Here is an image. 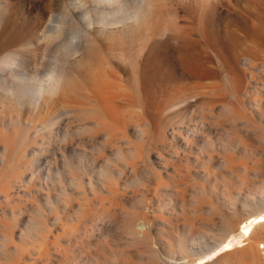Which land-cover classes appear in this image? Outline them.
<instances>
[{"label": "rangeland", "instance_id": "374dc122", "mask_svg": "<svg viewBox=\"0 0 264 264\" xmlns=\"http://www.w3.org/2000/svg\"><path fill=\"white\" fill-rule=\"evenodd\" d=\"M101 1L0 10V78L69 76L37 108L0 88V264H264V0H154L171 29L120 10L119 39Z\"/></svg>", "mask_w": 264, "mask_h": 264}, {"label": "bare ground", "instance_id": "6f19581e", "mask_svg": "<svg viewBox=\"0 0 264 264\" xmlns=\"http://www.w3.org/2000/svg\"><path fill=\"white\" fill-rule=\"evenodd\" d=\"M11 1L12 0H0L1 12L4 9V7H6L7 4H9ZM99 3L102 5L99 8H96L97 11L101 12V17H100V19H98L99 20L98 23H101V24L106 25V26H115L116 25L115 28L112 29L107 34L112 35L113 37L118 38V39L123 36L122 31H125V25H117V24H119L118 22H122V20L121 19L119 20V17L116 16L120 10L131 11L132 13L130 14V16L132 18H134L135 21L137 22L136 25H134V26L135 27L140 26V29L141 28L144 29L146 34H148L147 33L148 31H153L151 33L152 35L155 34V35L163 36L165 34V32L168 31V28L170 26V25H168V22L165 23L166 20L165 21L162 20L164 23L159 22L160 25L156 24V26L153 29H150L152 25L149 26V23L151 24V20L152 21L155 20V19H153V17L154 18L158 17L159 19L162 17V16L160 17V14L158 15V13H157L154 0H132L131 2L128 1L125 3H122L121 0H107V3L103 2V1H101ZM159 21H161V19ZM153 22H157V21H153ZM153 25H155V24L153 23ZM134 29H137V28H133V30ZM169 29H171V26ZM170 32L171 31L169 30V33ZM171 33L174 34L173 32H171ZM142 35H144V34L142 33ZM47 37H48V34L45 33L42 38L46 39ZM52 37H54V36H52ZM149 48H151V47H149ZM80 49L81 48L69 47V46L63 48L64 53L68 57L74 58L75 61L81 60L84 57L83 56L84 54L83 55L81 54ZM92 50H94V49H92ZM178 51L181 54L180 58H181L182 62L184 64H186L188 67H191L189 65L190 62L188 63V61L186 60V58H187L186 57V54H187L186 51H184V49H179ZM88 54H90V52ZM93 56H95L94 52H92L90 55H88V57H90V58ZM7 59H8V56H3L0 58V61L5 60L4 62H6ZM84 61H82V62H84ZM2 63H0V64H2ZM11 64H14V63H11ZM15 64H16V62H15ZM193 64H194V61H193ZM46 72H47L46 78L40 79L35 85L33 84V85H30V87H29L26 83V78H27L28 74L25 72V69L21 65H19L17 67H11L10 72L8 74L9 75L8 77L10 80L8 81L7 80L8 78H6V79L0 78V88L4 92V94H7L11 97V101H12V104L14 106H16V107L22 106L23 103L27 101L26 102L27 105H29V106L31 105L34 108H37L39 105L44 104L47 101L55 98L60 92L64 91L63 89L67 85V84L65 85V83L69 77L67 75L68 70H66V68H65V63H63V65L60 69L56 68L55 66H50L46 70ZM108 83H109V80H108ZM109 84L111 85L112 82H110ZM111 88H114V87H111ZM114 89L113 90L110 89L111 90L110 94H112V95H110V94L109 95L112 97L113 95L114 96L116 95L115 93H117V96L119 97L120 96L119 92H117V90H115L116 91L115 92ZM178 104L179 103H177V101L172 100V103L170 104V109L173 107H176ZM168 109H169V107H168ZM164 144H165V142L162 143V145H164ZM7 149L8 148L5 145L0 147V163L1 164L7 163V157L5 155L8 152ZM262 200L264 201V198H262ZM251 203H253V202H251ZM256 204L258 205V203H256ZM263 221H264V213L262 212L261 209H258L257 215L254 216L252 221H250L249 223H245L244 227H242L243 228L241 230L242 236H245L246 238H250L252 236V234H255L254 233L255 229H257L256 234H258V235L263 234L264 233V222ZM142 228L143 227L141 226L140 229H142ZM258 243H261V242L259 241Z\"/></svg>", "mask_w": 264, "mask_h": 264}]
</instances>
